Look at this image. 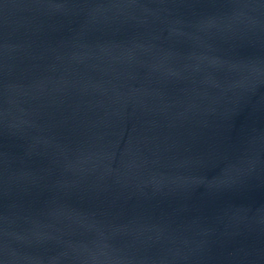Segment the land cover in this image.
I'll use <instances>...</instances> for the list:
<instances>
[{
	"label": "water",
	"instance_id": "obj_1",
	"mask_svg": "<svg viewBox=\"0 0 264 264\" xmlns=\"http://www.w3.org/2000/svg\"><path fill=\"white\" fill-rule=\"evenodd\" d=\"M0 264H264V0H0Z\"/></svg>",
	"mask_w": 264,
	"mask_h": 264
}]
</instances>
